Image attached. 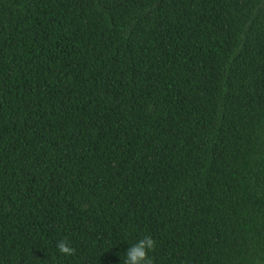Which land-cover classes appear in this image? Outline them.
Instances as JSON below:
<instances>
[{"label":"trees","instance_id":"trees-1","mask_svg":"<svg viewBox=\"0 0 264 264\" xmlns=\"http://www.w3.org/2000/svg\"><path fill=\"white\" fill-rule=\"evenodd\" d=\"M145 235L264 264V0H0V264Z\"/></svg>","mask_w":264,"mask_h":264},{"label":"clouds","instance_id":"clouds-1","mask_svg":"<svg viewBox=\"0 0 264 264\" xmlns=\"http://www.w3.org/2000/svg\"><path fill=\"white\" fill-rule=\"evenodd\" d=\"M156 243V240L150 235H145L128 248L123 264H153V259L149 253L155 250ZM57 249L65 256H71L75 253V249L67 239L59 241Z\"/></svg>","mask_w":264,"mask_h":264}]
</instances>
